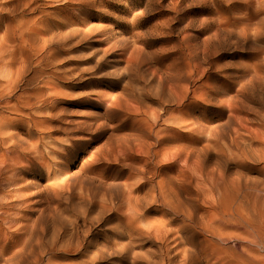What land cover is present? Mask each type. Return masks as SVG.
Masks as SVG:
<instances>
[{
  "label": "rangeland",
  "instance_id": "1",
  "mask_svg": "<svg viewBox=\"0 0 264 264\" xmlns=\"http://www.w3.org/2000/svg\"><path fill=\"white\" fill-rule=\"evenodd\" d=\"M21 63L0 264H264V0H0L1 83ZM26 206L89 256L10 243Z\"/></svg>",
  "mask_w": 264,
  "mask_h": 264
},
{
  "label": "bare ground",
  "instance_id": "2",
  "mask_svg": "<svg viewBox=\"0 0 264 264\" xmlns=\"http://www.w3.org/2000/svg\"><path fill=\"white\" fill-rule=\"evenodd\" d=\"M6 77H7V80H6L7 84H5V85L3 84V82L1 83V79H0V121L2 120V117L4 116L3 113H4L5 109L13 108L15 106V105L13 106L12 102H11L12 99H14V97L17 98L18 109L22 112V114L25 112L26 106L30 104V103L27 104L28 103V99H27L28 95L27 94H28L29 80L27 77V67H26L25 63H21L20 67L16 71L11 70L6 75ZM17 91H18V93H17ZM2 102H4V103H2ZM9 120L11 121L14 119L9 118ZM4 135H5V132H4ZM5 168H6L5 170L0 169V185L4 182V180L6 178V177H4V175H5L7 168H9V167L5 166ZM22 203L25 205V201H22ZM11 206H12V202L7 201V200H3L0 197V219L2 221L0 224V236H2L4 234V232L7 230L8 226L10 227L11 223L13 222L12 219H8V212L11 209ZM30 209L31 208L28 206H26L22 209L21 218L24 222H23V224H21V222H20L21 227L20 228L18 227V229H17L19 232L18 234H15V233L11 234L12 238L10 240V243L12 241L23 242L25 244L23 247H26V245H31L32 248H34L36 246L35 248H39L40 252L42 250L43 252H47L49 254L52 253V255L60 253L61 255H63V254L64 255H77V256L81 257L83 255H86L89 252L87 250L88 248L84 249V247L80 241H78L77 243L74 244V241L72 240L73 236H72V233H70V232H68L67 234L64 233L65 235L62 236V231L55 229V231H53L50 234L49 231H46L45 229L41 230L40 228H38V226L35 223L36 219H35V221H32V218L30 217V215H31L30 211H29ZM166 225L167 224H165L161 228V229L165 228L164 233L162 235L164 237V239H162V240H164L165 242H168L169 237L171 235V232L173 234V230L166 229ZM157 231L160 232V230H157ZM7 233L8 232H6L5 235L8 237ZM131 234H133V233L131 232ZM133 245H134V240L127 242V243H123L122 246H119L120 248H118V249H120V253L122 255L125 254V256H124L125 258H127L129 260L132 259L131 264H139V262L143 261L142 260L143 258L145 260L152 261V259L154 257L152 258L151 255H149V254L146 255V253L140 254V253L134 252L133 251ZM159 249L163 255L166 254L167 252H170L169 245H167V244L162 245L161 248H159ZM89 253L87 256H89ZM98 256H99V254H98ZM83 258H84V256H83ZM90 258H92L91 259L92 261H90V259L88 257L89 261H87L88 259H86L87 262L84 260L83 262H80V264H98L99 263V261H98L99 259L97 260V258H96V253L94 254V256H90Z\"/></svg>",
  "mask_w": 264,
  "mask_h": 264
}]
</instances>
